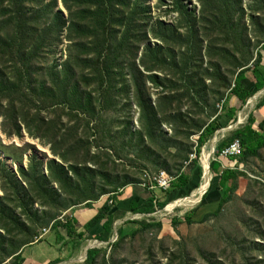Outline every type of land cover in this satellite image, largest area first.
<instances>
[{"label": "trees", "instance_id": "obj_1", "mask_svg": "<svg viewBox=\"0 0 264 264\" xmlns=\"http://www.w3.org/2000/svg\"><path fill=\"white\" fill-rule=\"evenodd\" d=\"M204 1L197 0L203 5V9H206L208 2ZM220 1L228 2L233 9L234 19L243 18L245 15L241 6L242 0ZM62 3L67 13L66 19L60 12H53L56 2L46 5V0H0V24L4 23L11 33L5 37L0 36V117L3 118V132L8 137L20 138L25 131L29 137L39 139L44 145L50 146L52 157L59 160V162L51 160L44 164L33 157L29 161L28 169L19 168L18 174L12 173L0 164V183L3 191V196L0 197L2 252L9 240L13 242L18 237V233L13 230L19 229L21 231L19 234L23 237L30 234L29 229H37L30 219H36L38 216L35 206L43 208L41 217L48 220L52 231L62 229L68 238L74 236L81 240L83 233L77 235L72 221L67 220L65 224H61L59 219L61 215L80 205L87 206L101 196L114 195L119 191L118 183L121 184L120 189L132 185L127 177L110 179L109 174H106L107 164L102 166L99 163L100 154L103 152L105 154L112 151L118 154L112 145H122L124 151L128 150L130 145L135 158L147 157L146 163L156 170H174L170 188L164 192H175L177 198L188 196L198 188L201 175L198 159L201 149L212 135L222 128L220 113L217 115L215 112L212 120L200 125L192 118L193 114L183 112L180 105L183 99L179 97V92L182 90L188 96H195L194 89L203 81L196 77L200 71V64L203 65L201 27L196 18L183 6V1L172 0V8L178 20L184 23L183 30L187 39L183 40L184 36L170 33L169 29L160 23L156 24V28H152V31L157 30L155 34L152 33L153 39L160 42L162 48L175 50H183V46L189 42L190 49L187 54L194 53L192 59L195 60L191 62L183 60L180 65L175 56L170 54L172 64L168 65L161 48L155 46L151 50L147 47L143 55L144 59H148V63L143 64L145 73H148L145 77L135 66L139 49L149 43L146 33L152 19L150 9L145 7L143 0H62ZM37 9L42 10V19L39 18L40 12H35ZM229 18V24H232L233 19ZM240 25L239 21L236 27L237 39L244 45L247 31ZM64 30L67 31V41L71 45L70 54L62 66V71L57 74L56 67L53 66L47 70L50 72L51 82L38 79L34 62L40 54L46 51L52 53ZM183 41L186 42L182 43ZM171 45L174 47H169ZM260 48L264 49V42L258 43L256 59L252 64L256 82L251 92L245 91L242 87L244 76L250 69L248 62L237 63L236 58L232 57L235 65L228 69L216 67L219 78L225 83L221 88L227 87V79L223 74L230 73L233 76L228 95L236 97L241 105L264 87V81L259 80L257 72L260 65ZM74 52H77V55H74ZM210 53V49H207V55ZM224 56H229V53L222 52L221 58ZM128 69L130 70L128 74L133 75L126 79L124 72ZM168 69L175 71L181 79L171 81L168 84L170 90L164 91L154 105L146 90L147 82L155 88L167 84L168 75L161 79L158 74L164 72L169 74ZM91 87H95L93 93L97 95V99L92 98V93L88 91ZM129 96L133 97L132 100L139 109V130L136 131L133 130L134 126L129 116ZM117 98L127 100L123 106V112H127L124 120L110 116L114 114L112 107L117 103ZM193 100L195 97L191 99ZM101 103L107 107L95 111L94 106H101ZM176 103L179 106L175 108L173 104ZM263 103L264 95L257 108L262 107ZM75 104L82 110V115L86 114L91 119L96 116L103 119L106 114L105 119L111 118V123L103 122L102 127L96 128V131L90 134L91 129H88L87 124L81 131L80 125L71 126L70 123H64L62 117H57L60 109L62 112L69 108L77 110L73 107ZM165 105L168 107L165 108ZM46 110L50 111L51 115H43ZM236 111V109L227 111L225 126L235 122ZM254 121L251 114L248 115L244 126L235 130L232 137L217 144L214 150L215 160L209 162L210 174L218 176L217 186L214 188L215 194L219 197L217 207L215 211H208L198 218H195V214L200 215L201 211L185 213L182 217L185 224L203 223L208 218L217 216L236 189L237 177L240 175L238 164L246 162L249 158L260 157L259 152L264 149V120L257 124L256 128L253 126ZM163 125L171 127L170 133L163 129ZM234 138H238L241 145L240 156L230 158L236 168L224 169L217 175L219 165L216 160L219 153ZM98 145H109L110 148ZM92 147L95 148L93 152ZM190 154L195 156L191 161L188 159ZM215 177L202 195L201 203L207 200L209 192L213 190L211 185ZM225 184L227 187L224 189ZM153 201V197L148 199L141 208L130 202L125 212L132 215H149L166 205L161 203L153 206ZM110 209L106 202L87 223L85 230L97 221L104 220L101 234L95 236L93 240L106 243L113 237L116 216L110 214ZM23 220L26 221V225ZM170 223L176 226L178 221L172 220ZM126 225L137 227L124 231ZM152 227L161 228L162 224L146 220L126 221L117 230V242L109 244V247L116 250L124 239L134 237ZM33 243L27 242L20 249L15 248L7 257L11 259L9 264H23L19 252ZM253 248L260 253L264 251V247L255 243ZM105 253L104 249H89L83 264H98L100 257L105 264L107 262Z\"/></svg>", "mask_w": 264, "mask_h": 264}, {"label": "rangeland", "instance_id": "obj_2", "mask_svg": "<svg viewBox=\"0 0 264 264\" xmlns=\"http://www.w3.org/2000/svg\"><path fill=\"white\" fill-rule=\"evenodd\" d=\"M145 7L150 9V17L152 18L149 24L146 36L149 43L143 45L137 54L135 59V66L139 69L142 76H148L145 73L143 64L148 63V59H144V51L147 47L151 50L155 46L161 48L163 57L166 59L168 65L172 64L170 54L175 56L176 61H179L180 65L183 60L191 62L194 53L187 54L190 49L189 42L183 46V50H175L173 48L164 49L160 42L153 39V34L157 30L152 31V28L157 27V23L162 24L166 29H169L170 33L184 36L183 40L187 39L185 36L184 23L178 20L177 14L172 8V0H143ZM183 6L186 7L188 13L192 14L196 18L197 23L201 27L202 41H203V65L200 64L199 72H197V78L203 80L195 89V96H188L185 91H180L182 97L181 108L183 112L192 113L193 119L198 121L200 125L210 121L214 118V114L218 115L222 107L224 106L225 97L228 95L230 89L229 85L233 82V76L229 74L224 75L227 79V87L221 88L225 83L219 78L216 67L228 69L236 62L232 61V57H235L237 63L248 62L250 69L256 59V50L258 43L264 42V0H242V9L245 15L234 19L233 9L227 3H223L220 0H205L208 2L206 9H203V5L199 4L197 0H181ZM56 2L53 12H60L64 18H67L66 10L63 6L62 0H46V5ZM39 10V11H38ZM35 12H40L39 18L42 19V10L37 9ZM204 15V16H203ZM228 17L233 19L232 24H229ZM254 17V19H252ZM88 21V20H86ZM239 21L241 27L243 26L247 31V39L244 45H241L237 39V29ZM89 23V21H88ZM88 26V25H86ZM46 28V27H44ZM10 33V29L5 26L4 23L0 24V36H7ZM11 34V33H10ZM75 38V37H74ZM175 40V39H173ZM183 41L182 43H185ZM177 43V41H173ZM71 43L67 41V31L64 30L60 39L53 47L52 53L46 51V53L40 54L34 62L35 71H37L38 79H45L47 82H51L50 72L48 68L55 66L57 74L62 71V66L66 62L69 53V46ZM169 47H174L171 45ZM207 49H210V54L207 55ZM227 52L229 56L221 58V53ZM77 55V52H74ZM194 65V63H193ZM198 68V66H195ZM43 70V72H41ZM169 70L168 73L158 74L161 79L168 75L166 82L160 88H155L151 83L147 82V93L151 97L154 105L159 101L160 96L164 91H169L168 85L171 81H178L181 76H177L175 71ZM80 72V69H78ZM130 70L125 71L126 79L133 75L128 74ZM170 77V79H169ZM95 87H91L88 91L91 92V96L97 99V95L93 93ZM199 96V97H197ZM195 97V100L191 99ZM252 97H256L252 96ZM251 97V98H252ZM249 98L248 100H251ZM133 97L129 96L130 110L129 116L131 117L133 130H139V109L132 100ZM247 100V101H248ZM116 104L112 107V118L118 117L124 120L123 117L127 112H123L125 99H116ZM95 103V102H94ZM101 106H94L95 111H100L102 108H106L105 104ZM179 105L173 104V107ZM74 109L62 112L58 111L57 117H62L64 123H70L71 126L80 125V130L85 129L86 124L90 134L96 131V128L102 127L103 122L106 124L111 123L110 119H105L107 115L103 116V119H99L97 116L91 119L86 114H81L82 110L77 108L75 104ZM101 107V108H100ZM165 108L168 106L165 105ZM43 115H51L50 111L46 110ZM70 116L67 118L66 116ZM84 117H87L86 119ZM50 118V117H49ZM127 119V118H125ZM96 120V121H94ZM3 118L0 117V164L4 165L9 171L14 174H18L19 168L28 169L29 161L31 158L36 157L37 160L47 164L51 160L59 162L54 159L50 152V146L44 145L41 140L34 139L28 136L23 131L21 137L16 136L8 137L3 132L2 126ZM101 125V126H99ZM118 129V128H117ZM115 129V131H117ZM163 129L170 133L171 127L163 125ZM232 133H228L227 138L232 137ZM213 136L209 139L207 144L201 149V153L198 159V164L201 168V175L199 178L198 186L203 183L201 159L202 155L208 154L210 151L209 143L213 140ZM221 140V139H220ZM218 138L216 142L220 141ZM215 142V143H216ZM103 148L109 147V145H98ZM118 154L109 151L100 154L99 163L103 166L107 164L108 173L110 179L127 177L130 183L137 185L141 183L142 171L148 173H155L157 171H164L170 175H174L175 171H168L167 169L156 170L146 162L148 158L143 156L142 158H135L132 154L133 151L129 145V149L124 151L122 145H112ZM217 145H214L213 151L211 150L208 158V165L211 160H214V150ZM207 148V149H206ZM95 148L92 147V152ZM206 150V151H205ZM208 150V151H207ZM259 158H249L246 162L239 163L240 175L237 177L236 189L231 193L230 199L222 206L221 211L217 216L208 218L203 223H192L190 225L185 224L182 221V217L185 213L191 211H197L196 209L201 201L202 197L195 195V190L186 197L176 198L175 201L169 202L161 210H156L153 214H136L131 217L125 218L126 221H141L146 220L148 222H155L162 224L161 228L152 227L144 232L136 234L134 237H128L119 243L116 250H112L109 244L117 242V233H113V237L110 239V243H99L95 240H86L80 247V253L76 256L74 263L69 262L67 264H83L86 255V248L104 249L107 262L105 264H264V251H254L253 244L264 247V149L260 150ZM194 154H190L192 156ZM9 165L16 169V173L10 170ZM209 171V170H208ZM105 173V172H104ZM47 176V171L45 172ZM212 176V175H211ZM208 172L207 189L210 185L209 180L211 177ZM209 181V182H208ZM102 183H104L102 181ZM209 183V185H208ZM130 185V184H129ZM120 190L121 184H117ZM158 190V189H157ZM207 191V190H206ZM191 195V197H190ZM3 196L0 183V197ZM102 197V196H101ZM183 200L181 205L176 206L170 211H167L169 204L179 203ZM179 201V202H177ZM95 202V201H93ZM35 210L38 211L36 219L30 218L31 222L37 227L36 230L29 229L30 234L20 236L19 229L13 230L18 233V237L5 246L4 251H0V264H7L11 259L7 257L17 247L19 249L27 242H35L39 237L44 236V232H53L48 220L41 217V213L44 212L43 208L35 206ZM195 211V213H197ZM19 214V211H17ZM169 212V213H168ZM54 214L55 212H50ZM65 214V213H63ZM63 214L59 219L63 217ZM195 218L199 217V213L195 214ZM129 218V220H127ZM193 217V219H195ZM58 219V220H59ZM177 220L178 224L173 226L170 221ZM25 220L22 222L24 223ZM123 221H118L117 226H122ZM27 224L26 221L24 223ZM136 225L124 226V231L136 228ZM13 246V247H10ZM18 249V250H19ZM80 259V260H79ZM98 264H103L101 257L98 260ZM11 264V263H10Z\"/></svg>", "mask_w": 264, "mask_h": 264}, {"label": "crops", "instance_id": "obj_3", "mask_svg": "<svg viewBox=\"0 0 264 264\" xmlns=\"http://www.w3.org/2000/svg\"><path fill=\"white\" fill-rule=\"evenodd\" d=\"M261 48L259 49L260 65L257 69V72L259 75V80L264 81V49ZM252 71L253 68L249 69V71H247L244 76L245 77L244 80L242 81L243 89L248 92H251L254 89V85L256 82L255 81L256 78ZM255 95H256L255 98L252 97L251 100L246 101L245 104L243 105H241L240 101L234 96L228 95L227 98L225 97V101H224L225 103L223 109L220 112V117H221L220 123L222 128L217 130L213 136L215 142L217 138L221 140L219 142L214 143V145H217L222 140L227 139L226 136L228 135V133H232L233 131L244 126L248 115L251 114V116L255 120L253 125L254 128H256V125L259 124L262 120H264V103L262 104V107L257 108V105L259 104L262 96L264 95V91L257 92L253 96ZM234 109L237 110L234 114L235 122L233 124L229 123L227 126H225L227 122V117H226L227 111ZM216 161L217 164L219 165L217 170V175H219L224 169H232V170L235 169V165H234L235 163L230 158L218 157ZM238 171L240 170L238 169ZM214 177L215 176H211L209 180L213 179ZM217 177L218 176H216L215 179L213 180L214 183L211 185L213 190L209 192L208 194L209 196L207 197V200L201 203L196 208L198 209L197 211L195 210L196 212L198 211L202 212L200 213L199 217H202L203 214H205L208 211L211 212L215 211L217 207L219 197H217V195L214 192V188L215 186H217L216 184ZM226 187L227 184H225L224 189ZM206 190L207 188L203 192V195L205 194ZM192 193L193 192H191V194ZM152 197L154 198V201L152 202L153 206L155 204H161V203L167 204L169 202L175 201L177 198L175 192H164L157 189L148 191L142 189L139 186V184H137V185H128L120 189L114 195H110V194L104 195L100 197L97 201L90 202L87 206L80 205V207L69 210L67 213L63 214V217L60 219V223L65 224L67 220L72 221L73 222L72 226L75 232L77 233V235L83 233V238L81 240L76 239L74 236L72 238H68L66 233L62 231V229H59L54 233L50 231L48 232V234L39 237V239L35 241L33 244H30L24 247L22 250H20L19 253L23 260V264H67L69 262L74 263L73 260H75L76 256H78V254L80 253V247L84 243V241L93 240L95 236L100 235L102 232V224L104 223V220L97 221L95 224L87 228V230H85V227L87 223L96 216V214L103 206V204L107 202L111 208L110 214L116 216V219L113 223V233H115L114 229H116L117 231L118 228L120 227V225L117 226L116 223L118 221L125 222L124 221L125 218L132 216L130 212H125L128 209L130 202L135 203L137 205V208H141L144 206L145 203L148 202V199ZM201 197L202 196L200 195V198ZM123 213L124 215H122ZM127 220H129V218ZM99 243H103V242H99Z\"/></svg>", "mask_w": 264, "mask_h": 264}, {"label": "built area", "instance_id": "obj_4", "mask_svg": "<svg viewBox=\"0 0 264 264\" xmlns=\"http://www.w3.org/2000/svg\"><path fill=\"white\" fill-rule=\"evenodd\" d=\"M240 154H241L240 141L238 138H234L231 140L228 146L224 147L220 151L219 158H236L239 157ZM194 158H195L194 155L190 156L189 161L193 160ZM185 165H187V163H185ZM237 169L240 170L239 167H237ZM173 179L174 177L172 175L164 171H157L151 174L148 173L147 171H142L141 183L139 184V186L142 189H146L149 191H152L154 189L166 191L170 188V184L173 181ZM48 232L45 231L44 235L48 234Z\"/></svg>", "mask_w": 264, "mask_h": 264}, {"label": "bare ground", "instance_id": "obj_5", "mask_svg": "<svg viewBox=\"0 0 264 264\" xmlns=\"http://www.w3.org/2000/svg\"><path fill=\"white\" fill-rule=\"evenodd\" d=\"M251 106V105H250ZM242 120V119H241ZM214 139L211 141L210 143V151L213 149L214 147ZM207 149V148H206ZM206 151V150H205ZM208 151V150H207ZM210 151L208 152V154H204L202 155V159H201V167H202V171H203V175H202V179H203V183L199 186V188H197L198 190L195 191V195L192 197V198H195L199 195L202 194V192L205 191L206 187H207V179H208V158H209V153ZM210 178V177H209ZM198 198V197H197ZM183 201V200H182ZM181 202L179 203H172V204H169L168 208H167V211H170L172 210L173 208H175L176 206H179L181 205ZM169 213V212H168ZM90 247V246H89ZM80 260V259H79Z\"/></svg>", "mask_w": 264, "mask_h": 264}, {"label": "water", "instance_id": "obj_6", "mask_svg": "<svg viewBox=\"0 0 264 264\" xmlns=\"http://www.w3.org/2000/svg\"><path fill=\"white\" fill-rule=\"evenodd\" d=\"M262 91H264V88L261 90V91H259V92H262ZM24 133V132H23ZM214 148V147H213ZM212 151H213V149H212ZM9 168H10V170H12L13 172H15L16 173V169L15 168H13V167H11V165H9ZM207 169L209 170V167H207ZM46 172V168H44V173ZM209 172V171H208ZM200 186V185H199ZM199 186H198V188H199ZM196 190H198V189H196ZM203 195V193L201 194V196ZM115 230V235H116V233H117V231H116V229H114ZM110 242H106V244H109ZM89 249H92V248H86V251H85V255H86V253H87V251L89 250Z\"/></svg>", "mask_w": 264, "mask_h": 264}]
</instances>
